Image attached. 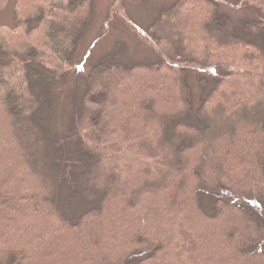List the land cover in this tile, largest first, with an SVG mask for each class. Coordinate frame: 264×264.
Here are the masks:
<instances>
[{"label":"trees","instance_id":"16d2710c","mask_svg":"<svg viewBox=\"0 0 264 264\" xmlns=\"http://www.w3.org/2000/svg\"><path fill=\"white\" fill-rule=\"evenodd\" d=\"M238 1L176 0L139 32L156 58L117 42L67 89L94 0H15L0 264H264V0Z\"/></svg>","mask_w":264,"mask_h":264},{"label":"rangeland","instance_id":"374dc122","mask_svg":"<svg viewBox=\"0 0 264 264\" xmlns=\"http://www.w3.org/2000/svg\"><path fill=\"white\" fill-rule=\"evenodd\" d=\"M176 0H94V17L77 46L76 62L68 71L69 88L73 82H80L91 65L102 55L115 47L117 42H123L128 47L126 56L135 60H152L158 55L157 48L142 42L139 32L148 27L153 19L170 7ZM226 11H235L236 17L244 15L256 16V9L246 8L238 0H218ZM15 0H8L0 9V26L12 28L15 26ZM80 63V65L78 64ZM80 69V71L77 70ZM196 73L209 74L207 70L190 67L189 83L194 93V106L198 105L197 91L200 85ZM70 85V86H69Z\"/></svg>","mask_w":264,"mask_h":264}]
</instances>
